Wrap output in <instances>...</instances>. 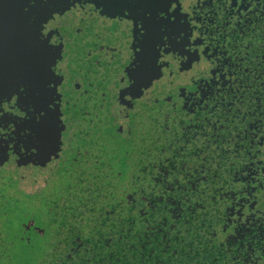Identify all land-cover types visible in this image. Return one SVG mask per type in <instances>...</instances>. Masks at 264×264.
<instances>
[{
  "label": "flooded vegetation",
  "instance_id": "flooded-vegetation-1",
  "mask_svg": "<svg viewBox=\"0 0 264 264\" xmlns=\"http://www.w3.org/2000/svg\"><path fill=\"white\" fill-rule=\"evenodd\" d=\"M9 2L0 13L16 10L18 27L36 47L35 30L48 11L56 10L47 27L59 42L76 100V110L68 109L74 126L59 159L24 164L14 154L0 157V173L11 177L9 186L45 206V221L50 216L54 234L59 235L62 219L85 235L103 216L122 214L132 219L141 240L151 237L159 230L148 220L147 191L169 197L165 216L172 228L181 221L174 232L179 241L173 244L184 246L189 259L201 262L213 253L220 264H264V0H172L169 15L175 27L169 39L180 32L182 38L201 41L189 40L186 55L173 53L171 62L164 61L169 53L161 47V64L167 66L138 97L125 95L119 83L131 53L126 45L136 37L126 30L132 21L121 10L139 20L161 0H92L104 7L102 14L85 4L63 15L74 0H36L28 14L23 10L30 0L16 9L10 8L14 0ZM5 18L0 17V101L10 99L17 82L35 72L34 64L7 69L4 58L12 53L13 41L8 30L14 26L8 27ZM34 88L39 90L38 81ZM205 96L213 111L197 106ZM14 121L5 115L0 128ZM20 174L34 177L32 188L14 190L13 177ZM61 192L74 206L56 203ZM4 195L10 197L1 188ZM27 216L28 230L38 216Z\"/></svg>",
  "mask_w": 264,
  "mask_h": 264
},
{
  "label": "snow or ice",
  "instance_id": "snow-or-ice-1",
  "mask_svg": "<svg viewBox=\"0 0 264 264\" xmlns=\"http://www.w3.org/2000/svg\"><path fill=\"white\" fill-rule=\"evenodd\" d=\"M171 3L172 0H161L153 11L139 20L131 18L129 11L121 10V16L126 21H132L126 26V30L133 36L134 32L136 34L130 45H126L125 50L130 47L131 53L119 80L127 90L125 95L129 97H138L142 95V88H150L151 80L159 75L160 67H166V62H171L173 53L186 55L185 45L189 44V40H194L197 44L201 41L192 35L182 38L180 32L169 39L175 27L170 22ZM85 4L90 5L93 10H99L101 14L104 12V7L98 8L92 0L83 3L74 0L68 10L59 14L63 15L77 7L83 8ZM34 8L36 0H30L23 11L28 14L30 9ZM53 12H56L54 8L48 11L45 21L40 22L35 30L38 51L34 77H22L13 89L11 98L6 97L0 101V118L5 115L15 118L14 123L0 128V157L3 159L13 154L24 164L42 163L52 157L59 159L63 141L67 139L66 134L70 133L71 127L74 126L68 109L76 110V100L70 93L72 83L67 78V64L65 59L61 58L59 42L52 40L51 30L47 27V21L51 19ZM161 47L169 53L164 56L166 62L163 64L159 51ZM204 52L207 54L205 49ZM37 81L38 91L34 88ZM84 95H87V91ZM207 99L205 96L198 100L197 106H205L207 111H213L214 109L206 107ZM22 108L26 110H21ZM243 121L244 117L241 116V122ZM17 125L20 126L19 131ZM2 162L3 160H0V163Z\"/></svg>",
  "mask_w": 264,
  "mask_h": 264
},
{
  "label": "trees",
  "instance_id": "trees-1",
  "mask_svg": "<svg viewBox=\"0 0 264 264\" xmlns=\"http://www.w3.org/2000/svg\"><path fill=\"white\" fill-rule=\"evenodd\" d=\"M154 195L147 191L143 193L151 202L148 220L159 231L151 237L147 234L142 240L132 219L124 218L122 214L117 217L103 216V220L90 230L92 234L85 235L79 234V230L76 232L75 224L69 219H62L57 235L54 234L50 216L44 222L35 217L34 224L27 230L30 218L25 211L22 226L12 232L10 214L14 210L22 211L21 198L10 199L4 195L0 197V264H14L15 249H31V238L42 242L40 259L35 264H220V260H214L213 253L206 254L201 262L196 258L191 260L188 258L190 255L185 254L184 246L173 244V241H179L174 232L181 226L180 213H177L179 219L172 228L165 216L169 213V197ZM122 212L129 213L128 210ZM154 213L162 216L161 219H153ZM66 214L70 215L67 212L62 216ZM35 229L46 232L41 236Z\"/></svg>",
  "mask_w": 264,
  "mask_h": 264
},
{
  "label": "rangeland",
  "instance_id": "rangeland-1",
  "mask_svg": "<svg viewBox=\"0 0 264 264\" xmlns=\"http://www.w3.org/2000/svg\"><path fill=\"white\" fill-rule=\"evenodd\" d=\"M1 175H3L4 177H0V189L4 188L11 198H15L18 196L25 200L24 204L21 202L22 211L14 210L10 214V220H9L11 225L10 230H12V232H15L18 226L20 227L22 226L23 217H26V214L24 213L25 211L26 213H34L35 216H38V218L44 222L45 206L43 204L38 206L34 202L28 201L29 199H31L30 197L27 196L24 197L22 194L18 192H14L12 188L9 186L11 184L10 182L11 177L6 174H1ZM13 179L17 181V185L14 189L15 191L18 190L19 188H23V189L32 188L35 183V179L32 176L28 177L20 174V175H15ZM55 200L60 207L64 206L65 204L69 206L71 205L74 206L73 199L69 197L65 192H61L60 197L55 198ZM31 239L32 242L30 244L33 246L31 249H26V250L22 248L15 249L16 260L14 264H35L40 259V254L42 252L41 251L42 242L38 239H34V238Z\"/></svg>",
  "mask_w": 264,
  "mask_h": 264
},
{
  "label": "water",
  "instance_id": "water-1",
  "mask_svg": "<svg viewBox=\"0 0 264 264\" xmlns=\"http://www.w3.org/2000/svg\"><path fill=\"white\" fill-rule=\"evenodd\" d=\"M23 0H14L13 7L10 8H21ZM8 4V7L10 5L9 0H0V8H6ZM15 13V14H14ZM14 13H0V17H7L10 19L8 21V27L12 23L14 28L13 30H8L11 34H13V41L10 45V49L12 53H8V55L5 56L4 61H8V70L11 71L14 68H20V70H24V68L27 65H35L36 61V54H37V47L34 46L33 40L31 38H28L27 32L22 27H18L17 23L20 24L19 21H15L16 10ZM13 18V22H11ZM5 27L7 25L6 18L4 21ZM1 43V42H0ZM9 49V50H10ZM0 66L2 67V63L0 62ZM33 69L35 71V68L33 66ZM5 70V69H4Z\"/></svg>",
  "mask_w": 264,
  "mask_h": 264
}]
</instances>
